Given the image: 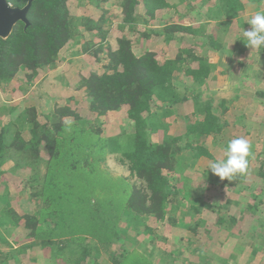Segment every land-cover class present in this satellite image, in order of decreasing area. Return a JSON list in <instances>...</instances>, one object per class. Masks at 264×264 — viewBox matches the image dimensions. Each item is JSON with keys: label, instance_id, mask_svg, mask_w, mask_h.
I'll use <instances>...</instances> for the list:
<instances>
[{"label": "trees", "instance_id": "obj_1", "mask_svg": "<svg viewBox=\"0 0 264 264\" xmlns=\"http://www.w3.org/2000/svg\"><path fill=\"white\" fill-rule=\"evenodd\" d=\"M27 1L7 0L16 8H22ZM77 1L32 2L27 14L28 25L19 21L8 38H0V84L13 81L20 70H23L26 84H30L37 71H48L58 61L59 53L73 36L70 10L71 4ZM118 2L119 30L113 37L114 43L108 36L110 23L103 24L100 20V27H96L95 22L87 19L86 30L90 33L96 30L99 40L83 44L82 52L95 58L98 54L103 55L105 65L102 69L105 71L100 73L89 66L80 71L78 92L80 100L86 99L84 117H79L78 101L69 99L64 106L53 108L50 119L45 122L39 121L37 111L29 106L21 117L10 118L0 127V180L4 175L1 167L10 162L14 172L25 175L26 185L11 197L0 196L5 204L0 211V229L21 227L26 233L25 243L16 242L11 256L0 253L4 262L8 257L19 262L18 256L32 249H55L59 254L61 246L66 244L62 239L77 237L87 231L84 230L87 227L97 240L93 251L87 255L76 254L74 259L64 258L63 262L81 264L89 257L86 264H95L92 261L101 252L107 255L110 242L117 239L115 233L119 232V221L133 229L142 219L168 220L174 224L176 220L171 216L177 209L171 198L192 196L193 165L200 158L212 159L204 145L205 140L219 137L228 126L227 106L233 99L221 100L217 105L210 100L201 101L203 96H208L209 87H204L214 78V65L187 48L179 49L173 58L163 62L156 57L159 50L154 52L143 47L137 55L131 38L138 35L139 39L148 42L160 39L163 44L192 42L207 51L242 53L244 49L229 51L209 27L213 22L218 24L216 29L225 30L233 20L239 22L240 27H248V19L241 17L243 0H216L213 6L206 8L205 22L188 26L163 21L165 12L177 8L173 0ZM207 2L204 0L202 4ZM157 21L161 24L155 28L152 24ZM102 24L107 29H102ZM241 39L235 47L245 46ZM95 44L98 47L91 51ZM255 52L264 58V50ZM177 71H183V75L191 80V86L182 91L175 82ZM71 101L75 103L74 109L70 108ZM158 103L164 107H159L155 113L153 108ZM109 114H123L132 122L131 132L106 136L100 119ZM171 114L183 128L178 137L170 131L169 125L159 120ZM25 131L34 138L29 146L22 136ZM152 134H158V141L151 140ZM37 139L44 154L32 146ZM108 157H113L125 171V176L108 171L105 165ZM260 158L258 175L264 179V147ZM169 174L176 175L175 185L170 184ZM238 179L239 175H236L230 181H221L213 175L210 182L220 184L230 192ZM13 198L19 202L26 199L28 207L34 205L37 210L29 209L14 215L11 212ZM190 201V211L198 213L200 207H194L198 199L191 197ZM224 222L230 229L235 219L229 218L228 223L223 218L217 219L218 226ZM184 228L195 237L196 227L187 224ZM122 231L126 232L125 229ZM146 231L153 233L149 229ZM259 252L253 249L252 253ZM109 256L111 264H148L137 256L134 262L133 256L130 258L124 252ZM255 262L261 264L258 260Z\"/></svg>", "mask_w": 264, "mask_h": 264}, {"label": "rangeland", "instance_id": "obj_2", "mask_svg": "<svg viewBox=\"0 0 264 264\" xmlns=\"http://www.w3.org/2000/svg\"><path fill=\"white\" fill-rule=\"evenodd\" d=\"M118 1L78 0L71 4L69 22L73 36L59 53L58 61L48 71H37L30 84H26L23 70L19 71L13 81L0 84V127L10 118L21 117L24 109L29 106L37 111L39 121L45 122L50 119L53 108L64 106L69 99L78 101L79 117H84L86 99L84 97L80 100L81 96L78 92L80 71L88 66L97 68L100 73L105 71L102 69L105 65L103 55L98 54L95 58L82 52L83 44L99 40L96 30L91 33L86 30L87 19L95 22L96 27H100V20H103V24L110 23L108 28L111 32L108 36L111 43H114L113 37L119 30L117 27ZM173 1L176 2L177 8L165 12L162 15L163 21L187 26L194 25L196 22H205L206 8L213 6L216 2V0H207L209 2L203 5L204 0ZM243 5L244 11L241 17L245 19H250L256 11H264V0L256 2L243 0ZM187 6H189L188 9ZM160 24L161 22L157 21L152 25L158 28ZM217 25L211 22L209 27V29L212 28L213 33L215 32L217 40L225 44L229 51L244 49L242 53L207 51L200 44L192 42L191 44L190 42L163 44L160 39H152L148 42L139 39L138 35L131 34L132 48L137 55L143 47L150 48L154 52L159 50L161 52L156 57L163 62L173 58L179 49L187 48L191 49L195 55L205 57L215 68L212 73L214 78L204 87H209L208 96H203L201 101L210 100L213 105H217L221 100H233L227 106L229 108L226 115L228 126L219 137L205 140L204 145L212 159L200 158L192 167L193 194L191 197L198 199L194 207L199 206V212L190 211L191 197L183 199L178 196L176 199L171 198L177 209L171 216L176 220V224L168 220L156 222L142 219L139 226L133 229L126 228L124 221H119L117 225L119 232L115 233L117 239L110 242L108 254L101 252L92 263L111 264L109 255L124 252L129 254L130 258L133 256L134 262L137 256L139 260H146L148 264H256V260L264 264V179L258 175L260 154L264 147V58L257 55L255 49H246L245 46L235 47L238 39L242 37L243 27L239 26V22L233 20L225 30L216 29ZM141 28L140 26L139 29ZM249 28L250 26L243 29ZM102 29L107 27L103 26ZM91 47L92 51L98 46L95 44ZM175 78L179 90L182 91L184 87L191 86V80L183 75V71H177ZM70 106L74 109V101L70 102ZM161 106L159 103L156 104L153 111L156 113ZM173 114L159 120L169 125L170 131L178 137L183 133V128L179 121L174 120ZM100 121L103 123L106 136L110 137L130 133L133 127L132 122L123 114H109ZM22 136L28 146L33 143L34 138L28 131L23 132ZM237 137H243L250 143L249 166L245 174L239 175L236 186L229 192L220 184H211L213 174L208 170V162L222 158L223 147L228 141ZM151 140L158 141V134H152ZM39 144L37 139L32 146L44 154V149ZM105 165L113 175H126L125 171L115 163L113 157H108ZM11 166L12 164L8 162L1 167L4 175L0 180V196L3 197H11L16 191H22L26 187L25 175L14 172ZM168 178L170 184L175 185L176 175L169 174ZM11 203V212L14 215L22 214L29 209L33 212L37 210L34 205L28 207L26 199L19 202L17 198H13ZM4 206V202L0 200V211L4 209ZM218 218L225 219L227 223L229 218H234L235 223L228 229L225 222L218 226ZM187 224L196 227L194 238L184 228ZM124 229L126 232L122 231ZM146 229L152 230L153 233ZM84 230L87 231L70 240L62 239V243L66 242V244L61 246L59 254L55 249H32L27 254L19 255V262L15 263L9 257L4 262L2 257L11 256L10 253L17 247L16 242L25 243L26 233L21 227L14 230L0 229L3 235V241L0 242V253L3 256H0V261L2 264H64V258L74 259L76 254L79 255L82 252L87 255L93 251L97 240L87 227ZM253 249L260 250L261 254L260 252L257 253L258 255L253 254ZM63 253L64 256H62ZM89 260L90 258L86 257V262L81 264H86Z\"/></svg>", "mask_w": 264, "mask_h": 264}, {"label": "clouds", "instance_id": "obj_3", "mask_svg": "<svg viewBox=\"0 0 264 264\" xmlns=\"http://www.w3.org/2000/svg\"><path fill=\"white\" fill-rule=\"evenodd\" d=\"M248 30L241 29V41L247 48L264 50V11H256L247 20ZM222 158L208 162V170L221 181H230L236 175L246 173L250 155V143L243 137L231 139L222 149Z\"/></svg>", "mask_w": 264, "mask_h": 264}, {"label": "water", "instance_id": "obj_4", "mask_svg": "<svg viewBox=\"0 0 264 264\" xmlns=\"http://www.w3.org/2000/svg\"><path fill=\"white\" fill-rule=\"evenodd\" d=\"M34 0H28L22 8L12 7L7 0H0V38L6 39L17 22L28 25L27 14Z\"/></svg>", "mask_w": 264, "mask_h": 264}]
</instances>
